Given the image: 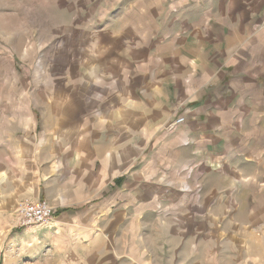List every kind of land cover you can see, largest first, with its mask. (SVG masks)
I'll list each match as a JSON object with an SVG mask.
<instances>
[{
  "label": "crops",
  "instance_id": "0c3cea01",
  "mask_svg": "<svg viewBox=\"0 0 264 264\" xmlns=\"http://www.w3.org/2000/svg\"><path fill=\"white\" fill-rule=\"evenodd\" d=\"M142 17L138 116L112 112L126 155L109 174L79 162L91 193L28 196L54 210L33 239L56 264H264V0H145Z\"/></svg>",
  "mask_w": 264,
  "mask_h": 264
},
{
  "label": "rangeland",
  "instance_id": "374dc122",
  "mask_svg": "<svg viewBox=\"0 0 264 264\" xmlns=\"http://www.w3.org/2000/svg\"><path fill=\"white\" fill-rule=\"evenodd\" d=\"M144 1L0 0V264H56L33 239L36 227L16 228L18 203L58 180L66 197L91 193L95 185L75 179L79 162L109 174L126 155L127 118L118 131L112 112L127 115L135 103L138 116L128 49L149 26L131 18ZM103 111L109 119L97 127ZM141 126L137 117V148Z\"/></svg>",
  "mask_w": 264,
  "mask_h": 264
},
{
  "label": "built area",
  "instance_id": "2783aa9c",
  "mask_svg": "<svg viewBox=\"0 0 264 264\" xmlns=\"http://www.w3.org/2000/svg\"><path fill=\"white\" fill-rule=\"evenodd\" d=\"M180 117L173 123L174 126L183 123ZM15 226L17 229L48 226L53 219L54 211L45 200L23 199L15 209Z\"/></svg>",
  "mask_w": 264,
  "mask_h": 264
}]
</instances>
